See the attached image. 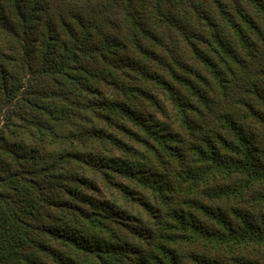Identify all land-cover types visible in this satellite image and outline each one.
I'll return each instance as SVG.
<instances>
[{
  "label": "trees",
  "instance_id": "obj_1",
  "mask_svg": "<svg viewBox=\"0 0 264 264\" xmlns=\"http://www.w3.org/2000/svg\"><path fill=\"white\" fill-rule=\"evenodd\" d=\"M0 264H264V0H0Z\"/></svg>",
  "mask_w": 264,
  "mask_h": 264
}]
</instances>
